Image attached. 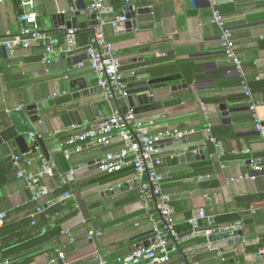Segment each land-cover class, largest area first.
<instances>
[{"label":"crops","instance_id":"0c3cea01","mask_svg":"<svg viewBox=\"0 0 264 264\" xmlns=\"http://www.w3.org/2000/svg\"><path fill=\"white\" fill-rule=\"evenodd\" d=\"M216 1L233 32L246 80L264 121V0ZM25 2L33 5L24 7ZM104 3L105 14L100 22L98 15L95 18L91 13L88 0H0V36L18 34V16L36 12L40 27L59 40L50 65L43 63L40 45L0 53V167L14 163V156L23 158L0 188V211L10 213L14 221L28 217L35 204L18 172L25 168L26 159L33 160L36 170L47 161V153L57 169L43 179L52 192L35 205L47 210L39 215L38 223L47 231L58 219L69 217L57 243L42 249H20L14 257L18 262L31 259L23 264H117L154 240L136 183L145 179L136 178L132 166L115 175L98 169L97 163L108 152L121 150L120 141L109 148L74 153L70 159L61 149L71 135L99 128L121 108L118 102L107 101L102 89L75 98L76 91L71 87L73 79L95 76L86 52L90 42L87 33L94 35L102 27L106 39L117 50L128 88L139 82L179 76L158 85L156 104L161 108L138 115L153 123L154 130L175 128L190 132L184 140L167 142L160 148L166 160L162 168L164 192L172 199L176 230L181 237L180 250L172 255L169 264H264L258 255V248L264 246V172L255 180L246 178L253 173L249 160L264 164V136L253 124L242 79L233 72L223 50L221 32L211 24V2ZM127 6L136 12L148 11L136 16V28L127 20L123 24L130 22V26L113 28L111 22L125 16ZM59 14L66 15L61 27L55 26ZM70 30L75 31L71 41L67 37ZM94 86L99 87L98 81ZM41 103L47 105L40 111V122L32 123L20 113L19 107ZM222 105L227 107V116ZM74 125L79 129L74 130ZM10 129L17 134L13 142L3 137ZM71 172L73 181L69 178ZM62 174L66 183L59 176ZM66 184L71 194L68 199L55 194L58 187ZM249 195L263 200L237 203V198ZM202 210L206 218L200 220V230L232 218L240 222L242 241L237 237L233 243L211 244L204 233H194L188 221L198 218ZM229 225L224 223L214 229ZM21 238L20 248L31 241L28 234Z\"/></svg>","mask_w":264,"mask_h":264},{"label":"built area","instance_id":"2783aa9c","mask_svg":"<svg viewBox=\"0 0 264 264\" xmlns=\"http://www.w3.org/2000/svg\"><path fill=\"white\" fill-rule=\"evenodd\" d=\"M88 1L90 10L96 13L98 19L102 22L106 9L104 0ZM207 1L212 4L211 24L220 30L223 50L233 66V72L242 79L243 94L248 102L253 124L264 136V121L259 116V105L254 100L253 90L246 80L243 61L237 54L233 32L228 26L225 16L218 9L217 1ZM26 5H33V3H23L24 7ZM125 21L126 19L123 16L116 21H112L111 25L113 28H118V25ZM17 23L18 34L6 37L0 36V53L3 51L12 52L16 49H30L34 45H40L44 51L43 63L50 65L52 63L51 55L56 54V47L59 45L58 38L40 27L36 12H23L18 16ZM74 32L70 30L67 34L70 41ZM86 52L89 66L98 77V84L103 90L104 98L107 101L116 102L127 100L130 93L124 78L120 58L114 44L106 39L102 27L94 32L93 37L86 46ZM79 67H82V65H79ZM23 109V107H19V110ZM152 125L153 123H147L139 118L134 109L127 106L124 110L121 108L116 109L104 125L99 128H89L74 133L61 145L64 156L70 159L74 153L80 154L85 150L97 147L109 148L114 142L120 141L122 143L121 150L119 152H108L97 163L98 169L103 173L115 175L122 172L126 167L132 166L136 178L145 179L144 182L137 181L136 183L140 190L141 200L148 212L154 239L157 242L151 244L150 247L136 249L130 255L120 259L117 264H169L172 255L180 250L181 237L176 230L175 207L171 197L164 192L165 173L162 168L166 160L160 155V148L167 142L184 140L190 132L175 128L154 130ZM73 129L77 130L79 126L74 125ZM31 138L34 140L36 136L33 134ZM211 141L216 144V140L213 138H211ZM13 161L16 166H19L23 158L14 156ZM24 162L25 168L18 172V178L27 183L31 192V200L39 203L52 192L43 183V179L54 173L57 164L52 159H47L34 170L32 159H26ZM248 163L253 173L247 175L246 178L255 180L258 174L264 172V164H257L254 160H249ZM59 176L66 183L65 176L63 174ZM233 181L237 182L238 180ZM70 197V193L64 196L65 199ZM43 211V206L38 207L32 218L42 214ZM205 218L206 214L202 210L198 218L188 221L194 233H204L205 236L210 237L213 234L241 230L239 225H229L217 230L211 228L212 225H210L208 229L200 230L199 222ZM6 220L7 214L0 212V229L4 226ZM258 255L264 260V246L259 249ZM61 258L64 260L65 256L62 255ZM0 264H12V262L0 258ZM181 264L188 263L183 262Z\"/></svg>","mask_w":264,"mask_h":264},{"label":"trees","instance_id":"16d2710c","mask_svg":"<svg viewBox=\"0 0 264 264\" xmlns=\"http://www.w3.org/2000/svg\"><path fill=\"white\" fill-rule=\"evenodd\" d=\"M92 37L93 34L88 32L87 38L89 41L91 40ZM16 136L17 134L14 131V129L13 130L10 129L3 134L5 140L12 142L15 140ZM14 165L15 163H11L0 167V188L5 183H7L8 174L11 173L13 170L15 172L17 171V168H15ZM68 188H69L68 184H66V186H61L60 188L58 187L55 194L58 193L59 194L58 196L61 195L64 196L65 194L70 193ZM262 200L263 197L257 195L243 196L236 199L238 204H253L260 202ZM32 203L36 205L37 202H32ZM35 205H34V209L30 211L28 217L20 221L11 220V214L5 212L7 214V220L5 221L4 226L0 229V258L2 260H10L12 264H23L24 262L30 261L31 259L18 262L17 257L16 256L14 257V254L18 250L42 249L43 247L52 245L59 241L62 234V225L69 217L58 219L52 228L45 231L44 227H41V225L38 223V217L40 214L37 215L35 218H32V216L36 214V210L38 208V205L37 207H35ZM45 211L47 210H44L43 212ZM226 221L227 222L218 221L216 224H213L211 228L213 229L217 228L218 226L224 223H228L230 225H240V222L232 218H227ZM25 234L26 235L28 234V239H30L31 241L30 243L25 244L20 248L19 243H21L22 241L21 236H24ZM32 250L28 252H31ZM183 258H185V256H182V260Z\"/></svg>","mask_w":264,"mask_h":264},{"label":"water","instance_id":"95a60500","mask_svg":"<svg viewBox=\"0 0 264 264\" xmlns=\"http://www.w3.org/2000/svg\"><path fill=\"white\" fill-rule=\"evenodd\" d=\"M124 13H125V19L127 21L132 22L134 25V28L137 26V21H136V16L141 13H146L148 9H143L139 11H135L133 7L127 6L124 8ZM91 13L94 15L95 18H97V14L92 12ZM65 14H59L56 16L55 20V26L61 27L63 23L65 22ZM123 24L120 23L118 25V29L124 25L130 26L131 24ZM99 22H97L98 25ZM176 76H171L167 78H162V79H157L149 82H139L134 85H131L129 87V93L130 97L127 100H119L118 104L120 105L121 109H125L126 105L128 104L129 107L133 108L135 113L137 115H142V114H147L154 112L158 108H161V104H156V99H157V90H158V85L161 83H168L171 81H175L178 79ZM98 81V77L95 75L93 77H87V78H80V79H73L71 83V87L73 90H75L74 97L77 98L80 95L83 96H89L93 92L97 91V89H102L100 86L95 87L94 82ZM80 89V91H78ZM47 104L41 103V104H36V105H31L27 108H24L23 110H20L21 114L25 115L26 117L28 116L30 118V121L32 123H37L40 122L42 117L40 116V111L43 110L44 106ZM221 110L225 113L227 116V107L225 105L221 106ZM16 113L11 114L13 118H15ZM41 143V140H39V144ZM46 158L49 159V156L47 153H45ZM258 163V162H256ZM69 178L73 181V174L69 176ZM243 236V231H234V232H225L222 234H213L212 236L209 237V242L211 244L218 243V242H223V241H229L230 243H233L234 240L233 238L240 237V241H242L241 237ZM237 239L236 241H239ZM157 240L154 239L151 242H147L143 246L138 247L137 249L143 248V247H150L151 244L156 243ZM136 250V249H135Z\"/></svg>","mask_w":264,"mask_h":264}]
</instances>
